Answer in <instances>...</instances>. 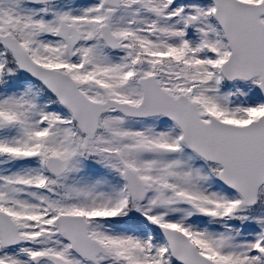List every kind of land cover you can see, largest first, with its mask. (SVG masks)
Instances as JSON below:
<instances>
[{
  "label": "snow or ice",
  "instance_id": "6c2138e0",
  "mask_svg": "<svg viewBox=\"0 0 264 264\" xmlns=\"http://www.w3.org/2000/svg\"><path fill=\"white\" fill-rule=\"evenodd\" d=\"M0 264H264V0H0Z\"/></svg>",
  "mask_w": 264,
  "mask_h": 264
}]
</instances>
